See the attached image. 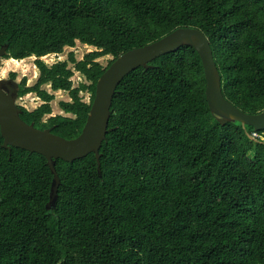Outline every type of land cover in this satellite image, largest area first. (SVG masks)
Wrapping results in <instances>:
<instances>
[{
  "label": "trees",
  "instance_id": "1",
  "mask_svg": "<svg viewBox=\"0 0 264 264\" xmlns=\"http://www.w3.org/2000/svg\"><path fill=\"white\" fill-rule=\"evenodd\" d=\"M186 26L208 37L224 97L245 114L263 112L264 0H0L4 58L35 56L39 71L32 87L22 79L19 98L35 93L42 104L20 107L21 118L78 136L114 59ZM79 42L94 48L83 60L41 59ZM150 64L116 90L102 176L93 152L55 159L59 185L49 209L47 158L10 152L0 130V264H264V130L220 124L193 46ZM77 71L86 81L74 87ZM63 90L64 114L45 119Z\"/></svg>",
  "mask_w": 264,
  "mask_h": 264
},
{
  "label": "water",
  "instance_id": "2",
  "mask_svg": "<svg viewBox=\"0 0 264 264\" xmlns=\"http://www.w3.org/2000/svg\"><path fill=\"white\" fill-rule=\"evenodd\" d=\"M183 45L193 46L201 56L207 82L206 99L211 113L218 118L220 124L239 122L244 129L251 126L255 131L264 130V111L256 115L245 114L224 97L221 74L210 41L196 27H178L164 37L133 48L114 59L100 76L87 121L81 133L74 138H64L54 133L51 128L41 129L33 123H26L21 118L22 109L17 105L19 82L12 77L0 78V130L4 139L3 147L10 152L12 148H23L47 158L53 174L47 209L54 206L59 185L55 159L70 162L93 152L97 159L99 175L102 176L100 149L110 130L113 97L120 82L139 66L148 68L152 60ZM7 48L3 46L0 49V62L7 54Z\"/></svg>",
  "mask_w": 264,
  "mask_h": 264
},
{
  "label": "rangeland",
  "instance_id": "3",
  "mask_svg": "<svg viewBox=\"0 0 264 264\" xmlns=\"http://www.w3.org/2000/svg\"><path fill=\"white\" fill-rule=\"evenodd\" d=\"M94 48L89 47L87 45L81 44L80 42L78 43L77 47L75 48H66L64 53L61 55H48L43 58H41L45 63L48 65H52L58 61H64L69 58L70 53H75L76 57L78 60H83L84 55L87 53L91 52ZM112 58L111 55H106L103 57L99 58V61L103 65H107L109 60ZM10 59V58H9ZM9 59L2 58L0 62V78H11V73L15 72L16 79L19 84L22 81L23 78L27 79V86H34L36 84V81L39 76V71L37 67L35 66V60L36 57H30L27 59H24V62L16 63V62H10L8 61ZM70 67H73V65H70ZM74 80V87H78L81 82H85V78L77 71L73 77ZM49 92H51L49 86L46 87ZM83 96L84 100L89 102L91 98V94L89 92H84L81 93ZM56 99L52 102L53 105V112L50 115H46L45 119L48 118L51 115L55 114H64V112L61 110L59 106V101L60 100H69L70 96L67 91H59L55 93ZM42 104L41 99L35 94V93H29L17 100V105L19 107H23L29 111H32L39 107Z\"/></svg>",
  "mask_w": 264,
  "mask_h": 264
},
{
  "label": "bare ground",
  "instance_id": "4",
  "mask_svg": "<svg viewBox=\"0 0 264 264\" xmlns=\"http://www.w3.org/2000/svg\"><path fill=\"white\" fill-rule=\"evenodd\" d=\"M8 61H10V62H16V63L24 62V60H22V61H18V60H16V59H9Z\"/></svg>",
  "mask_w": 264,
  "mask_h": 264
}]
</instances>
